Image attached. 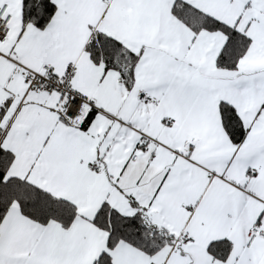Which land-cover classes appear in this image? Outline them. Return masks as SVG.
Returning <instances> with one entry per match:
<instances>
[{
	"label": "snow or ice",
	"instance_id": "snow-or-ice-1",
	"mask_svg": "<svg viewBox=\"0 0 264 264\" xmlns=\"http://www.w3.org/2000/svg\"><path fill=\"white\" fill-rule=\"evenodd\" d=\"M0 264H264V0H0Z\"/></svg>",
	"mask_w": 264,
	"mask_h": 264
}]
</instances>
